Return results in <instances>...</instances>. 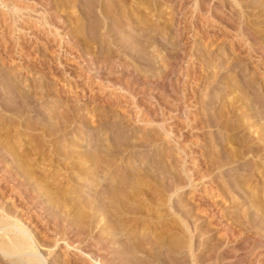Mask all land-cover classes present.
Listing matches in <instances>:
<instances>
[{
	"label": "rangeland",
	"instance_id": "obj_1",
	"mask_svg": "<svg viewBox=\"0 0 264 264\" xmlns=\"http://www.w3.org/2000/svg\"><path fill=\"white\" fill-rule=\"evenodd\" d=\"M1 207L48 264H264V0H0Z\"/></svg>",
	"mask_w": 264,
	"mask_h": 264
},
{
	"label": "bare ground",
	"instance_id": "obj_2",
	"mask_svg": "<svg viewBox=\"0 0 264 264\" xmlns=\"http://www.w3.org/2000/svg\"><path fill=\"white\" fill-rule=\"evenodd\" d=\"M257 151V150H256ZM234 159V158H233ZM89 161V160H88ZM90 163V162H88ZM108 163V162H107ZM106 163V164H107ZM79 165V164H78ZM109 165V164H108ZM90 169V168H89ZM95 169V168H94ZM27 171V170H26ZM31 171V170H30ZM3 172V171H1ZM21 172V171H20ZM39 172V171H38ZM106 172V171H105ZM22 173V172H21ZM93 173V172H92ZM21 175V174H20ZM134 175V174H133ZM25 177V176H24ZM77 178V177H76ZM97 178V177H96ZM28 179V178H27ZM133 185V184H132ZM181 185V184H180ZM99 186V185H98ZM171 186V185H170ZM178 186V185H177ZM108 187V186H107ZM141 187V186H140ZM97 189V188H96ZM101 190V189H100ZM116 190V189H115ZM131 190V188H130ZM108 191V190H107ZM114 192V191H113ZM142 192V191H141ZM117 193V192H116ZM53 194V193H52ZM67 194V193H66ZM109 194V193H108ZM115 194V192H114ZM116 195V194H115ZM112 195H110L111 197ZM3 198V197H2ZM9 199V198H8ZM31 200V199H30ZM103 200V199H102ZM65 201V200H64ZM77 203V201H76ZM99 203V202H98ZM115 203V202H114ZM58 204V203H57ZM255 204V203H254ZM100 205V204H99ZM124 205V204H123ZM56 207V206H55ZM54 207V208H55ZM175 207V206H173ZM102 208V207H101ZM4 208H0V254L2 257H6L12 264H46L47 260L43 257V253L40 254L37 250V246H39L36 242L35 237L30 233V230L21 222L20 218L15 216L16 213L9 212L8 210H3ZM103 210V209H102ZM83 211V210H82ZM108 212V211H107ZM187 212V211H186ZM64 213V212H63ZM62 213V214H63ZM82 213V212H79ZM105 213V212H104ZM83 214V213H82ZM17 215V214H16ZM181 215V214H180ZM84 216V215H83ZM23 221V220H22ZM113 221V220H112ZM115 221V220H114ZM33 223V222H32ZM78 224V223H77ZM81 225V224H80ZM165 226V225H164ZM79 227V226H78ZM81 227V226H80ZM116 228V227H115ZM59 230V229H58ZM65 238V236H64ZM74 238V237H73ZM179 239V238H178ZM38 240V239H37ZM184 240V239H183ZM59 241V240H56ZM63 241V240H62ZM78 241V240H77ZM76 241V242H77ZM41 242V241H40ZM64 242V241H63ZM72 242H69L67 239L65 247H72ZM75 242V243H76ZM179 242V241H178ZM55 243V242H54ZM54 243H52L54 245ZM77 244V243H76ZM75 244V246H76ZM130 244V243H129ZM181 244V243H180ZM131 245V244H130ZM171 245V244H170ZM43 246V245H41ZM55 246V245H54ZM44 247V246H43ZM47 247V246H45ZM52 247V246H51ZM50 247V248H51ZM157 247V246H156ZM49 248V247H48ZM70 248V249H71ZM76 249L78 247H75ZM146 248V247H143ZM142 248V249H143ZM79 249V248H78ZM127 249V248H126ZM97 250V248H96ZM128 250V249H127ZM131 250V249H130ZM139 250V248H138ZM157 250V248H156ZM81 253L83 252L79 249ZM85 251V250H84ZM98 251V250H97ZM144 251V250H142ZM133 252V251H132ZM141 252V250H140ZM49 253V252H48ZM99 253V252H98ZM143 253V252H142ZM145 254H147L144 251ZM163 253V252H162ZM84 254V253H83ZM90 258L92 264H101L97 257L90 256L85 254ZM90 256V257H89ZM125 258V257H124ZM199 258V257H198ZM217 258V257H216ZM138 259V258H137ZM198 260V259H197ZM196 260V261H197ZM8 261V262H9ZM123 262V261H122ZM87 263V261H86ZM197 263V262H196ZM48 264V263H47ZM114 264V263H113ZM135 264V263H134ZM173 264V263H172ZM195 264V262H193Z\"/></svg>",
	"mask_w": 264,
	"mask_h": 264
}]
</instances>
